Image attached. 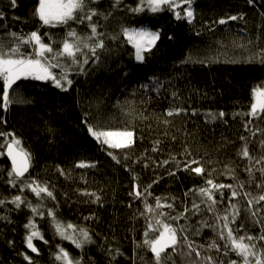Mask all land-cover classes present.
Masks as SVG:
<instances>
[{"label":"trees","instance_id":"16d2710c","mask_svg":"<svg viewBox=\"0 0 264 264\" xmlns=\"http://www.w3.org/2000/svg\"><path fill=\"white\" fill-rule=\"evenodd\" d=\"M86 3L85 12L91 8L98 13L92 22L103 34L105 49L97 50L99 59L71 64L70 59L61 57L72 80L66 91L51 81L22 78L13 86L15 93H10L20 102L7 111L0 109V132L15 133L22 141L34 161L30 176L41 186L47 185L55 197L36 196L33 208L37 212H25L27 182L10 177V166L4 155L0 156V200L5 201L0 205V264H29L23 253L33 264H63L56 259L59 248L81 264H156L144 240L154 237L151 232L145 237V232L149 223L156 227L157 220L184 226L188 240L203 246L198 249L199 257L195 252L188 255L186 246L176 252L169 248L161 254V264H202L206 256L213 257L216 264L232 260L242 264L213 228L202 226L201 221L216 224L217 220L195 190L210 187L207 180L232 185L240 195L231 201L228 188L222 190L223 197L214 190L217 215H227L225 210L230 211V204H235L239 215L229 225L234 235L259 237L264 226V201L248 205L249 197L243 193L264 195V174L260 171L264 168V113L245 115L254 102L252 90L264 88V63L258 59L248 62L249 57L264 51V0H193L191 23L177 20L167 9L157 13L129 11L139 0H121L118 5L115 0ZM37 5L38 0H15V6L11 0H0V40L6 46L15 43L7 33L26 37L36 30L54 51L71 30L83 43H90L88 21L79 22L83 13L67 24L42 25L34 15ZM184 7L178 9L182 15ZM241 15L242 19L217 23ZM130 26H146L160 33L155 46L144 53L143 62L135 59L122 34L121 29ZM22 51L30 52L31 48L25 45ZM177 108L181 109L178 114L167 115ZM89 125L97 130H131L134 143L123 150L104 147L90 134ZM4 141L0 139V151ZM245 145L251 161L240 154ZM79 158L88 159L94 167L75 168ZM201 166L202 174L192 170ZM239 184H243L242 189ZM137 186L144 193L139 198L130 195ZM15 196L24 201L19 208L12 203ZM154 197L160 198L161 205L172 207L148 212L145 204L155 209ZM194 202L200 207L195 214ZM53 207L57 221L77 229L75 233L69 229V234L80 239L79 229H86L93 242L77 248L58 235L48 212ZM185 207L190 211L178 221L167 219L184 212ZM248 208L257 213L255 219ZM26 214L34 216L32 222L44 237L33 239L38 253L26 246V236L32 231L25 227L30 222ZM213 240L220 245L219 251L208 247ZM254 242L264 259V241ZM169 254L171 260L167 259Z\"/></svg>","mask_w":264,"mask_h":264},{"label":"snow or ice","instance_id":"6c2138e0","mask_svg":"<svg viewBox=\"0 0 264 264\" xmlns=\"http://www.w3.org/2000/svg\"><path fill=\"white\" fill-rule=\"evenodd\" d=\"M120 2L121 0H115L117 5ZM253 2L254 0H249V3ZM11 4L15 6V0H11ZM182 5H186V7L183 8V15L178 11ZM192 5L193 0H139L137 7L130 8L129 11L139 13L147 9L152 13H157L167 9L168 11L173 12L174 17L177 20L184 19L191 23L194 19ZM86 7H88L86 0H38L34 15L38 17L42 25H53L67 24L69 21L77 20L78 13H83V15L79 17V22L84 23V21H88L91 35L87 40L90 41V43H83L82 38L78 36L75 30H71L67 33V37L62 41L58 51H54L50 43L43 42L39 30L28 33L26 37L16 32L7 33L8 36L15 39V43H13L12 46H6L2 40H0V82H2V84H0V87H2V93H0V109L7 111L13 103L20 102L16 100L13 95H10V93H15L13 86L22 78L51 81L55 87L66 91V86H71L72 80L68 79V65L61 63V57L70 59L71 64H87L90 58H94L95 60L99 59L97 56V50H104L105 43L102 38L103 34L98 33L97 25L92 22V17L98 15V13L95 9L91 8L85 12ZM0 18H2V13H0ZM242 18V15L228 16L227 19H220L217 23L227 24L228 21H235ZM105 19H107V17H105ZM121 31L123 36L126 37V42L133 45L135 59L139 62H143L144 53L150 52L160 38V33L158 31L153 32L144 28H122ZM113 39H115V37H113ZM25 45L30 46V52L22 51V48ZM85 49H87V51H85ZM48 54H51L52 59H49ZM78 56L82 57V59H78ZM253 59H258L260 63H264V51H261L254 57H249L248 62H251ZM53 69H61V71L56 73ZM82 70L83 69L81 68V71ZM252 99L254 102L250 105L249 113H245V115L257 117L264 113V88H260L259 86L254 88L252 90ZM180 111L181 109L179 108L169 110L167 115L172 116L178 114ZM219 115L222 117L224 113H219ZM165 123H167V121H165ZM88 130L90 134L101 143V145H107L111 149H128L134 143V132L131 130H95L91 125L88 126ZM0 137L5 138L3 147L6 148V153L0 151V156L6 154L11 159L12 166L8 175L10 177L15 176L16 178L23 177L30 167L31 153L24 149L22 141L16 138L15 133L0 132ZM7 137H11V139L9 140ZM108 154L111 156L112 152H109ZM240 154L243 157L248 158L249 161L253 159L249 155L247 145L243 147ZM113 158L115 159V157ZM126 158L127 157H125V159ZM260 162L261 161H256V163ZM164 163H167V161ZM192 163L197 162L192 161ZM188 166L189 165L186 164L185 169H187ZM77 167H94V165L81 162ZM192 170L196 174L203 173L202 166L196 167ZM247 171L251 174L250 168L247 169ZM260 171L264 174V168H261ZM9 183L12 187H16L14 180H10ZM206 184L210 187H202L195 191L202 198V203L205 204L206 210L213 213L217 223L209 224L208 221L205 220L201 221L202 226L213 228L219 239L225 242V248L234 252L241 259L242 264H264V259L261 258V254L256 250V244L254 242L256 240L264 241V226L261 228V234L259 237H237L234 235L233 228L229 225L230 223H235L240 209L235 204H230V211L228 209L225 210L228 213L227 215H217V201L214 195V190L215 192H219L221 197H223L222 190L228 188L231 192L229 198L230 201L232 198L240 195V193H238L232 185H218L214 184L212 180H207ZM24 186L30 188L37 197H40L41 194H46L47 197L55 198L53 193L49 191L47 185L41 186L38 181L33 180L31 183ZM238 186L241 189L243 188V184H239ZM261 187H264V185H261ZM144 191L147 192V189ZM143 194L144 193L139 190L138 186L134 193H130V195H134L137 198L141 197ZM148 194L150 195V193ZM84 195L95 196V193L85 192ZM243 195L249 197L247 199L248 205H252L254 202L259 204L261 201H264V195L251 197V194L246 192L243 193ZM99 199V196H96V200L98 201ZM154 200L155 209L151 205H148L147 203L145 204V208L148 212H153L162 209L163 207H172L171 204L161 205L159 197H154ZM4 203V200H0V205H3ZM12 203L19 208L20 204L24 203V201L20 196H15L12 199ZM29 207H31L30 204ZM192 210H194V214L199 212V205L194 202ZM32 211L35 213L37 212V209L32 208ZM188 211L190 210L185 207L184 212L178 213L176 216H167V219L170 221H178ZM246 211L250 213L253 219L256 218L257 213L252 211L251 208L246 209ZM48 212L53 218L57 234L62 238L70 240L77 248H82L84 244L93 242L86 229H79L80 239L74 238L72 234L68 233V230L71 229L72 232L75 233L77 231L75 226L72 224H68L67 226L63 225L55 219V214L51 209H49ZM158 214L161 216L167 215L163 212H159ZM229 215H231V221H229ZM155 223L156 227H153L152 223L148 224V231L145 232V237H148L150 232L155 233V235L152 239H145L144 244L147 245L154 254L156 264H161V254L169 248H171L173 252H176L186 246L189 250L187 253L188 255L195 252L197 257L200 256L198 249L203 246L194 245L192 241L188 240L187 236L184 235V226L173 227L171 223H166L164 220H157ZM25 227L32 229L31 233L26 236V246L33 253H38L39 250L33 244V239L38 237L40 240H44V237L38 230H36L34 222L30 221ZM178 232L180 234L179 236L177 235ZM196 234H199V230ZM245 240H247L248 243H245ZM44 242L47 243V241ZM208 247L210 249L214 248L217 251L220 250V245L215 240H213ZM116 251L117 254H119V250ZM22 255H24L25 260L29 261V264H33L30 256L26 253H23ZM171 258L172 257L169 254L167 259L171 260ZM250 258H254V260ZM56 259L62 261L63 264H81L80 260L73 261L69 253L63 248H59V251L56 254ZM202 264H216V262L213 260V257L206 256L202 258ZM230 264H237V262L232 260L230 261Z\"/></svg>","mask_w":264,"mask_h":264},{"label":"bare ground","instance_id":"6f19581e","mask_svg":"<svg viewBox=\"0 0 264 264\" xmlns=\"http://www.w3.org/2000/svg\"><path fill=\"white\" fill-rule=\"evenodd\" d=\"M126 28H136V29H140V28H144V29H148V30H150V31H153V32H156V31H154V30H152V29H150V28H148V27H146V26H130V27H126ZM129 45L133 48V50H134V47H133V45L132 44H130L129 43ZM134 56H135V50H134ZM95 129V128H94ZM95 130H97V129H95ZM102 130H121V129H102ZM1 138H4V137H0V139ZM7 139H11V137H7ZM99 142V141H98ZM102 146H104V147H108L107 145H102ZM3 151L6 153V148H3ZM29 152V151H28ZM4 158L7 160V162H8V164H9V166H10V169H11V159L5 154L4 155ZM81 162H85V163H87V164H90V161L88 160V159H86V158H79V159H77L76 161H75V168H77V169H85V167H77V165H79ZM33 165H34V161H33V157H32V155H31V161H30V167H29V169H28V172H26L25 173V175L23 176V177H19V178H16L15 176H14V178L16 179V180H23V181H25V182H27V183H25L24 185H26V184H28V183H31L33 180H35L36 181V178L33 176V177H31L30 176V174H31V172H32V169H33ZM27 191H28V198L25 200V203H24V205H25V212H27V211H31V209L33 208V205L35 204V203H37V201H36V195L31 191V189L30 188H28L27 187ZM29 204L31 205V207H29ZM41 207V206H40ZM52 212L53 211H55L56 210V208L55 207H53L52 209ZM25 217L27 218V219H29L30 221H34L35 220V218H34V216L33 215H25Z\"/></svg>","mask_w":264,"mask_h":264},{"label":"rangeland","instance_id":"374dc122","mask_svg":"<svg viewBox=\"0 0 264 264\" xmlns=\"http://www.w3.org/2000/svg\"><path fill=\"white\" fill-rule=\"evenodd\" d=\"M148 30V29H147ZM150 31V30H149ZM114 131V130H113Z\"/></svg>","mask_w":264,"mask_h":264}]
</instances>
